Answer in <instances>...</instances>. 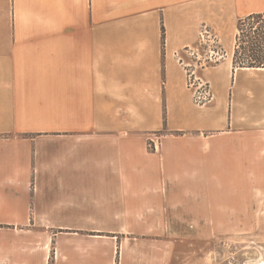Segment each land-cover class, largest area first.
I'll list each match as a JSON object with an SVG mask.
<instances>
[{
    "label": "crops",
    "instance_id": "obj_1",
    "mask_svg": "<svg viewBox=\"0 0 264 264\" xmlns=\"http://www.w3.org/2000/svg\"><path fill=\"white\" fill-rule=\"evenodd\" d=\"M259 14L264 0H1L0 264H168L152 231L263 223L264 69L233 65L239 20ZM203 25L236 34L200 107L176 55Z\"/></svg>",
    "mask_w": 264,
    "mask_h": 264
},
{
    "label": "rangeland",
    "instance_id": "obj_2",
    "mask_svg": "<svg viewBox=\"0 0 264 264\" xmlns=\"http://www.w3.org/2000/svg\"><path fill=\"white\" fill-rule=\"evenodd\" d=\"M1 3V0H0ZM0 16V24L2 23ZM6 21V19H5ZM207 31V33H205ZM236 31L225 33L215 31L203 25L199 34L198 44L183 51L181 65L187 75V88L193 97L194 104L206 106L214 99L212 85L204 75L209 69L226 75L225 65L230 54V46H234ZM178 60L180 55H176ZM189 75L199 78L211 90V102L206 105L195 103L194 89L189 87ZM152 144V143H151ZM154 148V145L152 144ZM218 205L233 206L240 210V200L231 199L229 195L239 196L240 193H216ZM261 207V206H259ZM259 216L264 219V208ZM170 234L175 237L156 236L158 231H152L147 243L154 251L165 254L168 264H257L264 261V222L263 223H217L216 225H170ZM195 236L196 238H191Z\"/></svg>",
    "mask_w": 264,
    "mask_h": 264
},
{
    "label": "trees",
    "instance_id": "obj_3",
    "mask_svg": "<svg viewBox=\"0 0 264 264\" xmlns=\"http://www.w3.org/2000/svg\"><path fill=\"white\" fill-rule=\"evenodd\" d=\"M237 28L234 68L264 69V14L239 20Z\"/></svg>",
    "mask_w": 264,
    "mask_h": 264
},
{
    "label": "built area",
    "instance_id": "obj_4",
    "mask_svg": "<svg viewBox=\"0 0 264 264\" xmlns=\"http://www.w3.org/2000/svg\"><path fill=\"white\" fill-rule=\"evenodd\" d=\"M207 33V31L205 32ZM179 62L182 63L181 65L185 66V63L182 61V58L179 59ZM187 65L185 66V68ZM194 75H189V87L194 89L193 96L195 103L198 105H206L207 102H211L212 94L211 90L206 87V83H203L199 78L193 79Z\"/></svg>",
    "mask_w": 264,
    "mask_h": 264
},
{
    "label": "bare ground",
    "instance_id": "obj_5",
    "mask_svg": "<svg viewBox=\"0 0 264 264\" xmlns=\"http://www.w3.org/2000/svg\"><path fill=\"white\" fill-rule=\"evenodd\" d=\"M257 264H264V261H261V262H259V263H257Z\"/></svg>",
    "mask_w": 264,
    "mask_h": 264
}]
</instances>
